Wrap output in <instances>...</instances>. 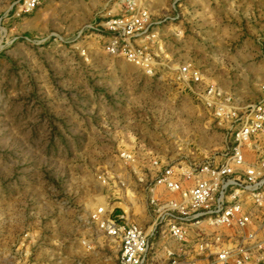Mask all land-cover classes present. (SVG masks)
Listing matches in <instances>:
<instances>
[{"label":"rangeland","instance_id":"obj_1","mask_svg":"<svg viewBox=\"0 0 264 264\" xmlns=\"http://www.w3.org/2000/svg\"><path fill=\"white\" fill-rule=\"evenodd\" d=\"M27 2L0 0V264H104L98 208L148 227L150 195L178 197L151 174L220 162L261 95L264 0ZM139 11V38L108 29Z\"/></svg>","mask_w":264,"mask_h":264},{"label":"built area","instance_id":"obj_2","mask_svg":"<svg viewBox=\"0 0 264 264\" xmlns=\"http://www.w3.org/2000/svg\"><path fill=\"white\" fill-rule=\"evenodd\" d=\"M36 4L37 0H28L27 7ZM133 4L129 0V8ZM141 11L132 22L110 20L108 29L117 31L121 26L122 33L130 29V39L139 38L147 31ZM126 55L133 60L135 50L126 48ZM261 87L259 98L226 113L222 129L227 143L220 162L194 164L180 175L172 166L159 168L152 186L163 185L178 197L150 195L148 227L119 222L102 208L93 214L105 234L118 242V264H264V236H259L264 232V84ZM215 102L213 108L222 114L218 109L223 105ZM244 146L253 152L250 161L244 158ZM148 189L152 192L153 187ZM225 228L232 232H224ZM156 235L175 241L177 248L153 244L149 239Z\"/></svg>","mask_w":264,"mask_h":264},{"label":"crops","instance_id":"obj_3","mask_svg":"<svg viewBox=\"0 0 264 264\" xmlns=\"http://www.w3.org/2000/svg\"><path fill=\"white\" fill-rule=\"evenodd\" d=\"M116 5H117V3H116ZM261 66H258L260 69H261V67H263L264 68V63L263 64H260ZM253 69H254V65H252L250 68H249V71H253ZM145 167H147V165H144L143 164V166H142V168H145ZM157 173H155V172H153L152 174H151V180H153L154 179V177H155V175H156ZM144 178L146 179V176H144ZM150 180V181H151ZM110 210L108 211V214H109V216L110 217H112V218H115L117 221H119V222H126V217H127V215H126V213H125V210L121 207V206H118V205H116V206H113L112 208H109ZM149 214H150V217H151V213H150V211H149ZM148 218L145 222H149L150 221V219L151 218ZM138 224V223H137ZM141 224V223H140ZM140 224H138V225H140ZM142 225V226H141ZM140 226L141 227H143V228H146L145 227V225H143V224H141ZM97 230V229H96ZM223 231L224 232H226V233H229V232H232V229L231 230H229V229H223ZM105 236V235H104ZM259 236L260 237H263L264 236V232H259ZM106 238H108L107 236H105ZM150 242H152L153 244H157L158 245V247H161L162 246V244H164V243H166L167 245V247H170V248H172V249H176L177 248V244H176V242L175 241H172V240H165V239H160L159 240V238L157 237V235L156 236H151L150 237ZM108 244H107V246L104 248L106 251H113L112 249H113V240L112 239H110V238H108V242H107ZM82 245H83V241H82ZM117 248H116V255H115V257H112V255L111 256H106V260H105V263L106 264H114V258H115V260L118 262V257H119V246H116ZM160 255H162V252H160ZM111 257V258H110ZM90 260V262L92 263V262H94V264H95V262L96 263H98L97 262V259L96 260H93V259H89ZM104 263V264H105Z\"/></svg>","mask_w":264,"mask_h":264}]
</instances>
